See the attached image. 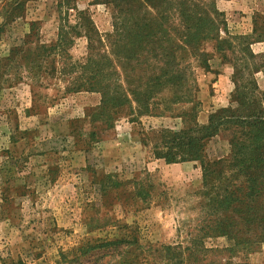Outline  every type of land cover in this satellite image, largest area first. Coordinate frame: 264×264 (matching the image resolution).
I'll return each instance as SVG.
<instances>
[{
	"label": "rangeland",
	"instance_id": "obj_1",
	"mask_svg": "<svg viewBox=\"0 0 264 264\" xmlns=\"http://www.w3.org/2000/svg\"><path fill=\"white\" fill-rule=\"evenodd\" d=\"M180 1L0 0V264H264L248 129L223 123L201 160L156 150L220 110L264 121V0H207L221 26L203 57L178 49L168 65L172 44L144 39L127 85L120 14L179 29ZM118 86L128 102L102 105Z\"/></svg>",
	"mask_w": 264,
	"mask_h": 264
},
{
	"label": "trees",
	"instance_id": "obj_2",
	"mask_svg": "<svg viewBox=\"0 0 264 264\" xmlns=\"http://www.w3.org/2000/svg\"><path fill=\"white\" fill-rule=\"evenodd\" d=\"M180 5L184 8L174 11L178 13V19H180L181 22L179 24V29L169 28V25L162 26L150 23L148 22L150 20L147 17L146 19H143L145 23L144 27L138 28L140 21H138V19L136 20L132 13L129 16L127 14L129 12L122 11V14L119 16L122 17V22L116 23L114 34L110 35V38L113 39V51H117L121 46V49L124 52L119 59L126 74L124 77V83L131 86V81H133L134 78L131 76L133 70L129 69V66H131V60L136 59L137 45H141L144 39H146L145 41L149 39V41L155 40L157 42H169L172 44L171 49L165 54V57L168 59V65L175 62V60H173L175 59L174 53H176L178 49L185 52V54L188 53L189 49H194L200 54V57L205 55L200 49H198V42L213 39L218 35L221 26L218 21L220 13L212 5V2L207 0L206 2L200 1V4L193 2V0H181ZM176 37H178L179 42H174V38ZM253 57L256 56L253 55ZM203 62L204 61H202V64ZM88 65H90L91 68L94 67L91 62ZM165 75L168 76L170 80L175 79V76L167 70ZM158 79L159 78L156 77L154 81ZM102 88V105H107L113 102L118 107H121L125 102H128V97L122 93V88L120 86L117 87L118 89L115 93H111L109 88ZM128 91L135 95V90L129 89ZM230 110V108L220 110L212 115L207 126L202 127L197 125L194 127L193 130H190L192 134H187L185 141L180 146L173 147V145L168 144L160 145L159 148H156L159 158L164 159L168 163L176 162L178 159L183 161L201 160L204 151V143H202V141L216 134L220 125L223 126V123L226 124L235 120V123L245 126V128L248 129L247 131H243V136L246 138L247 143L244 142L240 145V149L243 148L244 154L246 155V159L243 162L247 165L244 166L249 169L254 168L255 166L259 170L263 169L264 121H261L260 119L257 121L253 120L255 115L250 113L247 115H233L232 117H228L227 114ZM216 116H219L218 123H215ZM185 152L187 153L184 154ZM181 154H183V157L180 156ZM176 155H179L180 157H176ZM2 156H5V152ZM17 160L21 161L23 159L20 156ZM4 170H6L5 165L2 166L0 164V174H3ZM262 174L263 175L260 177L250 179L251 184L247 187L249 189V196L258 194L259 191H264V185L260 186L258 184L261 181H264V173ZM204 175L207 176L206 173H204ZM10 188L11 187H7L5 190L9 191ZM17 189L19 190V188ZM4 201L8 204L6 197Z\"/></svg>",
	"mask_w": 264,
	"mask_h": 264
},
{
	"label": "crops",
	"instance_id": "obj_3",
	"mask_svg": "<svg viewBox=\"0 0 264 264\" xmlns=\"http://www.w3.org/2000/svg\"><path fill=\"white\" fill-rule=\"evenodd\" d=\"M202 119H200L199 121L201 122L202 121V123H204L205 121H206V116H205V114H203L202 113ZM201 118V117H200ZM10 138V137H9ZM10 262H13V260H10Z\"/></svg>",
	"mask_w": 264,
	"mask_h": 264
}]
</instances>
